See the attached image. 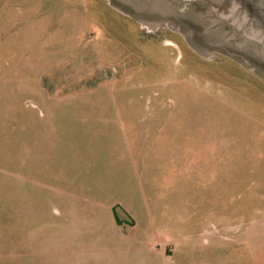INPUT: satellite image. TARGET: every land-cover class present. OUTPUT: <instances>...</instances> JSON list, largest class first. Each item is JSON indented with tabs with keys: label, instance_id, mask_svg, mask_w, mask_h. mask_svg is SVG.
Instances as JSON below:
<instances>
[{
	"label": "rangeland",
	"instance_id": "374dc122",
	"mask_svg": "<svg viewBox=\"0 0 264 264\" xmlns=\"http://www.w3.org/2000/svg\"><path fill=\"white\" fill-rule=\"evenodd\" d=\"M216 2L0 0V264L71 173L183 263L264 264V29Z\"/></svg>",
	"mask_w": 264,
	"mask_h": 264
},
{
	"label": "crops",
	"instance_id": "0c3cea01",
	"mask_svg": "<svg viewBox=\"0 0 264 264\" xmlns=\"http://www.w3.org/2000/svg\"><path fill=\"white\" fill-rule=\"evenodd\" d=\"M63 178L71 191L55 206V219H20L18 236L4 239L2 264H186L168 252L172 242L149 219V207L141 212L113 196L106 202L79 184V174Z\"/></svg>",
	"mask_w": 264,
	"mask_h": 264
},
{
	"label": "flooded vegetation",
	"instance_id": "af4514ba",
	"mask_svg": "<svg viewBox=\"0 0 264 264\" xmlns=\"http://www.w3.org/2000/svg\"><path fill=\"white\" fill-rule=\"evenodd\" d=\"M204 2V1H213V0H187V3H192V2ZM217 1L216 4L220 7H225V6H231V3L236 2L237 3V12L239 15H241V12H243L247 17L248 20L252 19L253 21L258 20L253 12V9L250 5L249 2L246 0H214ZM259 21V20H258ZM259 26H261L264 29V25H262L260 22Z\"/></svg>",
	"mask_w": 264,
	"mask_h": 264
},
{
	"label": "water",
	"instance_id": "95a60500",
	"mask_svg": "<svg viewBox=\"0 0 264 264\" xmlns=\"http://www.w3.org/2000/svg\"><path fill=\"white\" fill-rule=\"evenodd\" d=\"M250 3L259 22L264 25V0H246Z\"/></svg>",
	"mask_w": 264,
	"mask_h": 264
},
{
	"label": "trees",
	"instance_id": "16d2710c",
	"mask_svg": "<svg viewBox=\"0 0 264 264\" xmlns=\"http://www.w3.org/2000/svg\"><path fill=\"white\" fill-rule=\"evenodd\" d=\"M114 213L116 215V219L119 221V219L117 218V209L116 208H114Z\"/></svg>",
	"mask_w": 264,
	"mask_h": 264
}]
</instances>
